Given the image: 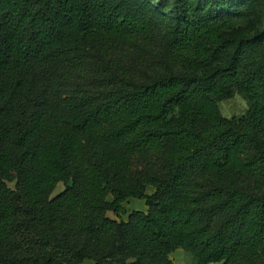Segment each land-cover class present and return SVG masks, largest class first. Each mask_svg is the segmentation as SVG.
Segmentation results:
<instances>
[{
  "label": "trees",
  "instance_id": "1",
  "mask_svg": "<svg viewBox=\"0 0 264 264\" xmlns=\"http://www.w3.org/2000/svg\"><path fill=\"white\" fill-rule=\"evenodd\" d=\"M188 1L163 41L113 0H0V264H264L260 35Z\"/></svg>",
  "mask_w": 264,
  "mask_h": 264
},
{
  "label": "rangeland",
  "instance_id": "2",
  "mask_svg": "<svg viewBox=\"0 0 264 264\" xmlns=\"http://www.w3.org/2000/svg\"><path fill=\"white\" fill-rule=\"evenodd\" d=\"M120 2L128 9H136L146 13L151 23L161 30V40L167 41L174 35V0H113ZM192 5L199 4L200 6L209 9L214 6V0H189ZM216 11H218L216 9ZM221 13L233 19V26L228 30V34L237 38H249L256 34L258 37V47L261 55L256 62L248 63L250 68H254L258 63L264 60V0H234L230 1L229 5L221 9ZM225 64H218L215 68L223 67ZM145 82L148 77H145ZM220 112L225 117H239L244 114L248 108L246 99L235 93L232 97L217 101ZM9 187H13V182H7ZM64 188V184L59 182L54 188L52 195L58 193ZM150 185L147 186L146 192L152 191ZM107 198L110 200L111 196ZM123 211L120 216H116L113 212L107 211V216L119 220L126 219L127 214L131 210H145L144 201L142 199L128 198L123 203ZM170 257L174 264H193L191 254L184 248H178L170 253ZM85 262L91 263L86 260ZM217 264V263H209Z\"/></svg>",
  "mask_w": 264,
  "mask_h": 264
}]
</instances>
